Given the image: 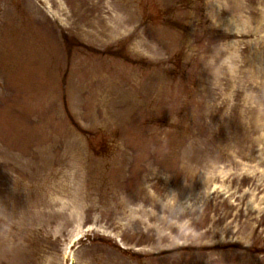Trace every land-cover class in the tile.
Returning <instances> with one entry per match:
<instances>
[{
    "label": "rangeland",
    "instance_id": "374dc122",
    "mask_svg": "<svg viewBox=\"0 0 264 264\" xmlns=\"http://www.w3.org/2000/svg\"><path fill=\"white\" fill-rule=\"evenodd\" d=\"M0 264H264V0H0Z\"/></svg>",
    "mask_w": 264,
    "mask_h": 264
}]
</instances>
